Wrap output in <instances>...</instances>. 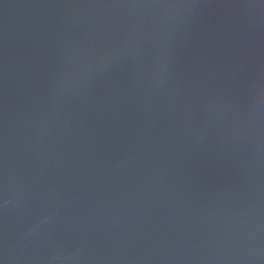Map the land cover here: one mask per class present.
I'll list each match as a JSON object with an SVG mask.
<instances>
[{
  "label": "water",
  "instance_id": "1",
  "mask_svg": "<svg viewBox=\"0 0 264 264\" xmlns=\"http://www.w3.org/2000/svg\"><path fill=\"white\" fill-rule=\"evenodd\" d=\"M0 264H264V0H0Z\"/></svg>",
  "mask_w": 264,
  "mask_h": 264
}]
</instances>
